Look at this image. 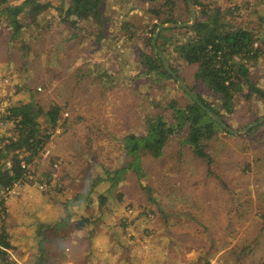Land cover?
I'll list each match as a JSON object with an SVG mask.
<instances>
[{"label": "rangeland", "instance_id": "obj_1", "mask_svg": "<svg viewBox=\"0 0 264 264\" xmlns=\"http://www.w3.org/2000/svg\"><path fill=\"white\" fill-rule=\"evenodd\" d=\"M48 1L51 7L39 15L38 26L23 28L12 41L10 28L0 21V112L31 97L42 109L62 107L25 176L13 192H0L5 206L0 220L4 217L15 249L8 250V259L16 264H34L39 257L41 264H211L226 244L248 243L255 229L264 228V126L250 134L218 133L208 148L215 160L212 173L189 152L178 156L172 142L162 157L144 155L143 176L127 172L106 191L110 182L102 178L125 161L120 139L142 130L145 118L159 112L157 100L162 104L181 95L171 83L157 90L137 76L140 65L133 59L142 39L118 48L128 35L121 21L124 29L145 31L146 37L168 16L166 7L155 15L159 0H104L105 28L94 42L97 27L82 22L71 37L72 31L53 17L58 0ZM203 1L229 8L230 24L259 29L255 46L263 45L264 0ZM187 9L186 1L177 0L172 17L189 22ZM117 32L119 41H112ZM171 57L179 77L193 85L196 65L184 64L175 53ZM262 61L250 65L252 76L262 73ZM106 69L119 74L104 76ZM38 121L46 126L42 116ZM10 125L0 119V137L11 135ZM102 194L107 200L101 206ZM65 218L57 229L42 227ZM73 242L81 246L70 251ZM263 261L264 255L257 264Z\"/></svg>", "mask_w": 264, "mask_h": 264}, {"label": "trees", "instance_id": "obj_2", "mask_svg": "<svg viewBox=\"0 0 264 264\" xmlns=\"http://www.w3.org/2000/svg\"><path fill=\"white\" fill-rule=\"evenodd\" d=\"M159 1L161 4L152 12L158 15L161 7H166L168 16L161 22L154 23L147 31L150 35L146 37L145 31L138 33L130 26L124 29L125 22L121 21V28L128 35L124 36L120 43L125 45L130 41L142 39L143 43L137 46L139 54L133 59L140 65L137 76L143 77L149 87L156 86L157 90L171 83L180 89L181 95L172 96L162 104L157 100L158 103L154 105L160 107V110L145 118L142 130L131 131L120 139L125 161L114 171L107 172L109 177L102 178L110 182L106 188L107 192L116 187L127 172L133 173L137 178L143 176L144 155L162 157L172 142L178 156L189 152L192 157L205 164L207 173H212L215 160L208 150L211 141L218 133L233 136L193 101L164 69L151 40L160 24L178 21L172 17L177 0ZM58 2L54 7L56 15L53 17L65 25L68 31H72L71 37L78 35L82 29V22H87L98 28L93 41L100 40L105 28L101 13L104 0H58ZM191 2L198 9L193 26L161 29L155 39V46L178 77V69L172 63L173 53L184 64L196 65L191 78L193 85L187 82L188 87L203 105L217 114L229 127L241 128L264 117V43L255 46L259 40L260 30L227 22L226 16L231 12L229 8L223 11L220 6L211 5L203 0ZM50 7L48 0H20L19 3L0 0V17L3 16L0 21L10 28V41L23 28L31 24L38 26L39 15ZM116 34L118 36L111 37L112 41L120 39L122 33ZM145 46L148 51L143 50ZM122 49L118 54L121 58L124 57L122 55L125 52L124 46ZM258 61H262V73L252 76L250 65L253 66ZM128 64L127 61L126 65ZM102 73L105 76L109 74L107 69ZM181 78L185 80L183 76ZM199 86L202 88H198ZM205 91L209 92L207 96L204 95ZM61 109L59 104L42 109L33 97L28 102L15 103L2 109L0 119L11 124L7 130L11 135L0 137V188L14 186L25 176L28 165L44 149L47 138L57 126ZM235 115H238L236 119ZM39 116L44 118L45 127H41ZM262 126L264 123L250 128L245 134H250ZM5 139L7 142H4ZM96 182L98 180L95 179L93 183ZM106 197L104 194L100 196L99 205L105 203ZM117 197H121V194ZM2 213L4 216L5 206L3 199L0 198V214ZM67 220L65 218L63 222H55V225L42 224V227L58 228L65 225ZM0 221V264H16L15 261L8 259V250H15L14 244L5 229L4 217ZM42 251L41 248L40 253ZM39 258L34 264H41L44 261L42 257Z\"/></svg>", "mask_w": 264, "mask_h": 264}, {"label": "crops", "instance_id": "obj_3", "mask_svg": "<svg viewBox=\"0 0 264 264\" xmlns=\"http://www.w3.org/2000/svg\"><path fill=\"white\" fill-rule=\"evenodd\" d=\"M121 46L122 44H120L118 48H120ZM120 52L122 51L120 50ZM118 72L119 71H116L113 73L109 71L108 73L119 74ZM95 74L97 78L101 76V72H96ZM79 75L81 76L82 74L80 73ZM96 80L97 79H95L94 82ZM257 227H259L258 224H257ZM55 229L57 228L55 227ZM263 230L264 228L261 229V227H260V230L255 229L253 231V234L247 237L248 239H250V240H247L248 243L246 242V243L240 244V246L238 245V247L234 246V243L226 244L225 247L220 248L217 251L214 259L211 261V264H257L259 263L261 259L263 260V255H264V232ZM80 246L81 244H79L78 242H73L72 244L67 246V248L69 247L68 250L70 249V251H72ZM245 249H247L246 252H244ZM198 259H201V257H199ZM186 263L187 264H197L196 262H192V261L190 262L181 261V262H177L174 264H186ZM67 264H70V261H68ZM204 264H208L207 261H204Z\"/></svg>", "mask_w": 264, "mask_h": 264}, {"label": "water", "instance_id": "obj_4", "mask_svg": "<svg viewBox=\"0 0 264 264\" xmlns=\"http://www.w3.org/2000/svg\"><path fill=\"white\" fill-rule=\"evenodd\" d=\"M188 12L190 15L189 22H169V23H162L159 27H157L152 40L151 44L153 48L156 50L158 57L160 58L162 65L166 72L177 82V84L181 87V89L193 100L195 101L207 114H209L225 131L231 133V134H240L244 133L250 128L263 124L264 123V117L256 120L255 122H252L248 124L247 126L243 127L242 129L236 130L229 127L217 114L213 113L211 110H209L205 105H203L197 98V96L191 91V89L188 87V85L180 78L178 77L175 72L171 69L169 66L166 58L164 55L158 50V48L155 46V39L160 32L161 29L171 27V28H182V27H191L196 21V12L194 5L192 4L191 0H186Z\"/></svg>", "mask_w": 264, "mask_h": 264}, {"label": "built area", "instance_id": "obj_5", "mask_svg": "<svg viewBox=\"0 0 264 264\" xmlns=\"http://www.w3.org/2000/svg\"><path fill=\"white\" fill-rule=\"evenodd\" d=\"M24 165V164H23ZM14 187L13 186H10V187H5V188H1L0 189V192L3 193V192H13L14 190ZM264 262V261H263Z\"/></svg>", "mask_w": 264, "mask_h": 264}]
</instances>
